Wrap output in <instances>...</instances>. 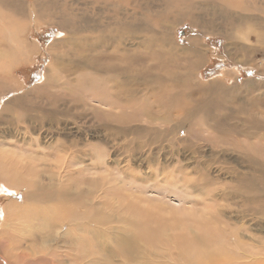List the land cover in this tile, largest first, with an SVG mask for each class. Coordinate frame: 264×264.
<instances>
[{"label": "bare ground", "instance_id": "bare-ground-1", "mask_svg": "<svg viewBox=\"0 0 264 264\" xmlns=\"http://www.w3.org/2000/svg\"><path fill=\"white\" fill-rule=\"evenodd\" d=\"M52 1L34 0L31 3L32 7L30 6L22 11L18 9V5L11 2L8 5H0V83L8 86L9 93L13 92V89L24 88L21 84H18L15 78L16 66L20 65V69L24 67L22 62L27 63V61L34 58L35 55L29 54V50L34 52L39 51L41 48L40 51H43L42 46L31 40L30 37H24V32L29 30V27L26 31L24 28L27 21H30L29 25L39 28L49 24L56 27L62 34L50 47L52 61L45 72L43 82L35 88L33 87L34 89L31 91L35 90L36 94H45L47 97L45 98V100L47 99L45 107L53 100L50 108H44V113L42 111L40 113L39 111L36 112L30 108L29 111L26 109L24 111L22 107L17 105L16 98H13L5 103L0 117L2 118L0 123L3 119H7L6 122L17 126L18 130L20 128L19 131L23 129L28 133L35 132L37 128L35 126L39 124L42 129L46 128L50 132L51 130L55 132L54 139L46 145L45 152L39 151V145L34 139H31L29 145L33 148H30L31 155L28 159L24 157L15 158V155L13 156L11 152H0V185L8 193V195L3 196L5 205L4 208L2 207V214L4 215L5 226L1 230L0 236L15 252V254L13 253L12 256L8 257L7 261H11V264L15 261H22L23 264H33L35 258L45 262L51 258L50 261L56 262V258L61 261V252L72 251L73 255L75 253L78 256L76 257L78 260H74L78 264L83 252L95 250L107 262L118 258L122 261L121 264H130L131 261L143 260L145 258L144 254H146L145 251L163 248L165 251L166 249H170V251L172 249V254L167 250V254L162 255L160 253L158 258H161L162 255V257L173 260L179 259L184 261L185 264H264V257L258 256L264 253V246L258 244L260 247L255 250L239 240L238 236L241 235V230L225 221L226 213L223 210L225 209L223 203L230 201L232 204V202L240 201L243 203V211L246 215L252 213V211L264 215V166L252 151L243 153L241 160L219 153L208 156L207 163L209 165H220L223 172L234 171L233 186L228 189L230 191L227 194L222 193L224 191L218 193L219 189L211 187L213 178L209 169L202 167V164L188 165L184 168L186 170L184 174L182 172L184 177L178 178V181L182 180L184 182V185L190 189V194L197 191L203 198L199 203L197 202V205L203 208L198 213L200 216L193 217L191 215L186 218V221L188 220V223L190 221L191 226H194L195 229L187 227V223L176 221L177 219L167 218V216L165 219L154 216L155 211L151 209L152 205L147 208L141 197L131 196L133 192L126 191L125 181L127 178L132 177L135 181L139 178H142V180L147 179L143 173L132 169L133 165L131 163H135L134 161L137 158L140 159L139 155L142 154L145 148L144 145L156 144L155 140L158 139H149L148 137L151 135L159 138L158 143H161L164 135L167 137L174 136L170 142L175 145V138L184 132L189 138L179 143L183 146L188 143L191 131L199 123L203 125L204 132L217 129L221 139L233 137L238 129L243 134L251 135L253 127L250 128L248 122L250 118L248 108L250 105L245 96L239 98V101L234 99V103L238 106L236 110L238 114L236 115L239 118L238 122L223 121L224 125L217 124L220 127L214 125L215 120L212 114L216 110L222 108L223 114L228 113V110L232 111L231 107L228 106L233 103L231 101L232 94L225 85L221 84L223 83L221 81L202 84L195 78L196 71L205 62L208 54V50L201 43L202 41L200 42L194 37L190 40L191 47L182 53L181 50L171 44L168 37L169 33H163L160 37L155 35V38L149 30L142 29L137 34L141 35L143 39L141 38L139 42H136L130 48H123L122 45L126 42L124 43L123 38L120 36L124 29L121 27L120 22H117L116 25L114 21L108 23V25L100 24L97 20H91L90 16L92 15L88 16L85 9H81L79 13L75 14V17L79 16V18L76 17L75 21L64 17L59 11V18H57L52 9ZM170 7H173V5ZM246 9L244 10L246 11ZM192 10L193 12L196 11V9ZM209 11L214 13L211 9ZM182 12L178 13L182 14ZM242 12L240 18L244 14ZM155 13L158 12L155 11ZM188 17L191 19L189 14ZM238 22L242 24V28L245 29V26L249 25L250 29L244 34L245 36H238L240 33L234 35L229 32L230 34L227 36L229 41L227 54L235 59L237 63H246L245 58L250 52H254L248 44L252 36L256 37L258 41L264 42V20L258 18L253 21L244 17ZM196 23L197 21L193 20V24ZM204 27L207 30L212 28L215 33H219L218 27L208 25V22H204ZM144 34L147 35L144 36ZM150 41L154 42L155 45L149 44ZM140 49H142L144 55H153L155 50L157 56L170 57L186 54L187 64L182 65L180 71L179 69L177 71L172 70L168 74H158L160 76L157 79H152L147 74L145 75V72L143 74L142 71L136 68L135 72H137L135 73L128 66L129 60L133 57H131V54L130 56L126 54L128 52L138 53ZM169 57L161 62L159 68L161 72L166 70L167 62H173ZM180 59L184 60L182 57ZM254 85L257 86L253 81H248L243 89L248 91L253 89ZM258 88L262 91L263 95H261L264 97V89L259 86ZM51 91H58L56 93L62 91L63 96H69L72 99H68L67 102L63 100V104H58L56 94L51 95ZM81 92L89 95L88 99L93 104L90 105L88 102L87 105L93 108L94 116L102 119L104 123L106 122L107 125L105 126L108 128L104 133L114 141H112L113 145H109L110 148L117 147L119 154H124L123 157L128 158V160L125 159L127 160L124 166L125 169L119 170L117 174H110L106 168L105 170L108 172L105 175L96 173L97 176L95 177H87V174L83 176L85 172L82 173L85 168H82L83 170L79 168L80 158L82 157L80 155H86L87 150L85 149L91 146L87 142L81 143L80 146L79 140L75 136L80 135L78 132L81 133L83 128L79 126L78 122L82 114L79 116L75 113L77 112L75 108L78 103L77 94H81ZM29 94L33 95L35 92L33 94L29 92ZM84 105L83 110L85 111L86 104L84 103ZM16 107L21 108L24 115L18 116L15 112ZM140 110L142 111L140 112ZM151 116L153 119H157V116L161 117V120L169 123L170 126L165 123L160 125L157 122L158 125L156 126L160 125L158 131L155 127L144 129L133 124L134 121L138 123L143 117L146 119ZM73 118V125H78L79 129L74 132L72 127L69 135H67V142L62 141L63 139H60V133H62L60 126L62 125L65 128V120L71 122ZM210 118L211 123L208 120ZM99 119L97 122L100 121ZM150 122L152 121L150 120ZM20 123H23L22 129ZM113 137L114 139H112ZM106 140H104L106 146L112 144L111 141L108 140V143ZM92 148H98L97 151L104 156L105 150L99 144L94 145ZM162 149H165V147L160 150ZM154 156H150V162L155 161L153 160ZM139 159L137 161H140ZM104 161L103 158L101 161H92L90 166L94 170L104 169ZM241 163L246 165L244 171L235 168ZM121 168L123 169V167ZM153 168L151 167V169ZM164 169H161L162 173L166 172ZM191 172H194L197 177H194ZM148 178L152 179L151 177ZM174 179L166 175L163 177L164 182L174 181ZM78 181L87 182L88 187L84 188V185H79ZM214 184L216 183L214 182ZM99 192L104 194L113 193L118 195V198L113 201L105 195L100 196ZM128 192L130 193L128 194ZM17 193L24 197L23 201H18L20 203L12 200ZM120 193L127 196H121ZM10 194H13V196H10ZM26 215H29L32 221L36 220L47 231L43 235L37 233L32 235L30 247L27 241L25 242L28 243L26 248L24 247L21 250L24 246V240L18 238L16 234L8 233L6 229L14 226V220L19 216L25 218L26 221ZM116 225L123 228L116 227ZM169 225L174 227L172 229L175 233H170L171 228H169ZM65 226H67L68 231L63 232ZM181 227H183V231L179 230ZM101 228L105 229L101 230ZM79 233L86 234V236L83 237ZM107 236L111 237L114 246L109 244L106 239ZM29 248L33 250L34 255L27 252ZM36 251L39 252L36 253ZM85 255L87 256V253ZM66 257L68 256L66 255ZM83 257L81 258L83 259ZM88 257L90 256L88 255ZM88 259L90 261V258ZM246 259L252 261H242ZM94 260L92 259L90 264L91 262L93 264ZM56 263L59 264L58 261Z\"/></svg>", "mask_w": 264, "mask_h": 264}, {"label": "rangeland", "instance_id": "rangeland-1", "mask_svg": "<svg viewBox=\"0 0 264 264\" xmlns=\"http://www.w3.org/2000/svg\"><path fill=\"white\" fill-rule=\"evenodd\" d=\"M32 1L34 0H0V5L1 4L8 5L11 2L12 4L18 5V9L22 11L26 8H29L30 6L32 7L31 4ZM51 4L53 11L57 15V18H59L58 17V11H59L64 17H68L72 21H75L76 17L79 18V16L75 17V14L79 13L81 9L82 10L85 9L86 13H88V16L92 15L90 16L91 20L93 21L97 20L100 22V24L108 25V23L114 21V24L116 25L117 22H120L121 27L124 28L120 36L123 38L122 39L123 42L124 43L126 42L125 43L126 46L125 44L122 45L123 48L124 47L130 48L132 45H135L136 42H139L141 38L143 39L141 35L137 34V32L142 29L149 30L155 38L156 36L160 37V35L163 33L165 34L169 33V35L168 34L167 35L170 38L171 44L174 47H176L178 50H181L182 53L186 52L187 49L191 47L190 40L194 39V37L197 38L198 41L200 42L202 41L201 43L203 47H205L208 50V54L206 57L207 59H205V62L202 63L199 66L198 70L196 71L195 78L202 84H209L212 83L213 81H221L223 82L221 84L225 85L226 88L229 90V92L232 94L231 101L233 103L228 105L229 107H231L232 111L228 110L227 111L228 113L223 114V109L221 108V110H216L212 114V117H214L215 120L214 125L216 127H220L219 125H224L223 121L225 122L231 121V123L238 122L239 118L236 112L238 106L236 103H234V99L239 101V98L241 99V97L245 96L246 101H249L250 106L248 108V113L250 115V118L248 119L249 120L248 122L250 128L252 127L254 128V129L252 128L251 135L243 134L238 129V131L233 137L231 136L225 139H221V136L218 134L217 129H212L209 132L208 131L204 132L203 125L199 123L191 131L190 140L187 141L188 143H186L183 146L180 145L179 143L184 139L189 138L186 136V134H184V132H182V134L178 135L175 138L174 140L175 145L173 144V142L172 143L170 142L174 136L167 137L166 135H164V139H161V143H158L157 141L159 140V138L153 137V135L149 137L145 136L148 137L149 139L156 138L158 140L157 141L155 140L156 142L155 145H151V144L148 146L147 144L144 145L145 148L143 149L142 154L139 155L140 159L137 158L134 161L135 163H131V164L133 165L132 169H134L139 173L140 172L143 173L144 177H146L147 179L142 180V178H139V180L135 181L132 177H129L125 181L126 182L125 186H126V191L133 192L131 196L141 197L143 200V204H145L147 208H150L152 205L151 209H154V211L156 212L153 213L154 216H158L164 219L166 216L167 218H171L174 220L177 219L176 221L180 223H187V227H190L191 229H195L194 226H191L190 221L189 223L188 220L186 221V218L187 216L189 217L191 215H193V217L200 216V214L198 213L199 211L203 210V208L202 206L197 205V202L199 203L203 198L200 195V193L197 191L190 194L189 193L190 189L186 185H184V182L182 180L178 181V178L184 177L182 175V172L183 174L186 172L184 168H186L188 165L192 166L198 163L202 164V167H206L207 170L209 169L210 174L213 178V182L211 186L212 188H215L217 190L219 189L217 191L218 193L224 191L222 193L227 194L230 191L228 189L231 188V186H233L232 181L235 179L234 171L228 170V171H224L225 172L224 173L223 171H221L220 165L217 164L209 165L207 161L209 160L208 156L210 154L219 153L221 155H228L230 157L233 156L234 158L241 160L243 153H245L246 151H252L254 155L257 156L259 162L262 163L264 166V97L262 96L263 95L262 91L258 88L259 86L262 89H264L263 88L264 87V42H260L256 37L252 36L248 44L254 50V52H250V54L245 58L246 63H237L235 59L231 58L227 54V47L229 45L227 36L228 34H230L229 32H232L234 35L240 33L239 35L238 34L237 35L245 36L244 34L248 32L250 29L249 25L245 26V29L242 28V24L238 22L239 20L243 19L244 17L250 18L253 21L258 18L264 20V0H243V1L242 0H53ZM171 5H173V7H170ZM209 7L211 11L212 10L214 11V13L209 11L210 10L208 9ZM245 8H247L246 11L244 10ZM192 9L194 10L196 9V11L193 12ZM241 9L245 14V15L244 14L241 15L243 18L242 17L240 18V14L242 12ZM155 11L158 13H155ZM180 11H183L182 14L178 13ZM188 14L191 17V19H189ZM193 20L197 21V23L193 24ZM204 22L205 23L208 22V25L211 26L215 25L216 28L218 27L219 33H215L212 28H209V30H207L204 27ZM29 24L30 21H27V24L25 25L24 28L26 31V29H28L29 27V30L24 32L25 35L24 37H30L31 40L35 41L40 46H42L43 51H40L41 48L39 51L37 50L34 52H30L29 50V54L35 55L34 58L27 61V63L22 62L24 67L20 69H19L20 65L16 66L17 72L15 73V78L18 81V84L19 85L21 84V86H23L27 91L24 88H22L18 90L13 89L14 91L9 93L10 90L7 89L8 86L6 84L0 83V117H1V113H3L2 110L5 103H7L9 100H12L13 98H16L17 105L22 107L24 111L25 109L29 111L30 108L36 112L39 111V113L41 111L43 112L44 108L49 109L50 105L53 103L52 100V102L46 105L45 107V104H47V99L45 100V98L47 97L45 96V94L42 93L41 95V93L38 92H37L38 94H36L35 90L33 92L31 91L37 85L41 84V82H43L45 72L52 61V53L50 52V47L52 43L56 39H58L62 34L61 32L58 31L56 27L51 26L49 24H46L47 26L43 25L42 28L34 27ZM238 26L241 27L239 28ZM112 27L114 28L115 26L113 25ZM37 32H39V34H37ZM145 35L147 34H144V36ZM149 44H151L152 46L155 45V43L152 41H150ZM140 51L138 53L128 52L126 54L129 56L131 54V57H133L129 60L130 63L128 66H130L134 72L136 68L142 71L143 74L145 72V75L147 74V76L151 77L152 79H157L160 76V75L158 76V74L161 75L168 74L169 71L172 70L177 71L178 69L180 71L182 69V65L185 66L187 64L186 54H181V56L173 55L170 57L169 56L165 57L163 55L157 56L155 54L156 50L154 51L153 55H147V54L144 55L142 49H140ZM168 57L173 62H167L168 65L166 70L161 72L159 70L161 66V62H164V60ZM180 57L184 58V60L182 61ZM157 64L159 67L157 66ZM248 81L249 82L253 81L254 83L257 84V86L255 87L254 85L253 89L244 91L243 89L244 85ZM29 92L31 94L35 92L37 96L35 94L30 95ZM56 92L58 91H51V95L56 94L55 96H56V100L58 101V104H63L64 101L67 102L68 99L69 100L72 99V98L70 99L69 96L66 97L63 96L61 94L62 91H59L60 94ZM22 94H23V98H22ZM88 98L89 95H87V93L84 94V92H81V94H77L78 103H77V107L75 108V110L77 109L76 110L77 112L75 113H77L79 116L82 114L81 115L82 117L78 119V122H79V126L83 128L81 130V133L78 132L80 135H75V136L78 138L80 146L81 143H86V142L89 143L92 147L94 145L99 144V146L105 150V153L104 156H102L101 153L97 151L98 148L94 149L91 146L90 148H86L85 149L87 150L86 155L84 154L80 155L82 157L80 158L81 160H80L79 168L80 169L85 168L82 173L85 172L83 176L87 174V177H95L97 176V174L105 175L106 172L108 171L110 172V174L111 173L117 174L119 170L121 171L125 169L124 166L126 165L128 158L123 157L124 154L120 155L117 147L114 148L115 150L110 148L109 145H113L114 141L111 140V137L109 135L106 136V133H104L105 130L108 128L105 126L107 124L106 122L104 123L102 119H99L97 118V116H94L93 108L87 105L88 102L90 105L93 104L90 103L91 101ZM84 103L86 104L85 111L83 110L85 106ZM141 111L142 110H140V112ZM15 112L17 113L18 116L24 115V112L21 110V108L16 107ZM98 119L100 120L98 121L99 123L97 122ZM146 119L143 117L138 123L136 122L137 124L135 123V121L133 124L139 125L144 129H146L147 127L148 128L155 127L157 128V130L158 128H160L159 126L164 123L167 126H170L169 123L163 122V120H161V117L159 116H157V119L156 118L153 119L152 116ZM148 119H150L152 122H150V120ZM208 120L209 123H211V118ZM6 121L7 119H3V121L0 123L1 153L11 152L13 153V156L15 155V158L18 157V159H20V157L21 158L24 157L28 159V157L31 155L30 148H33L30 147L29 145L31 139H34L37 142V145H39V151H44V152L46 151L45 148L46 145L51 143V141H53L54 139L55 132H53V130H51L50 132L46 130V128L42 129L39 124L35 126L37 127L35 129L36 131L34 130L35 132L31 131L28 133V131L22 129L23 123L22 124L20 123L22 130L19 131L20 128L18 130L17 126L11 125ZM72 122H74V118L71 122H67L65 120V126H66L65 128H63L62 125L60 126V128L62 129L61 130L62 133H60L61 134L60 139H63L62 141L67 142L66 138L67 135H69L70 129L72 127L74 128V132L78 131L79 126L73 125ZM157 122L160 123L159 126H156L158 125ZM218 123L219 125H217ZM112 139H114V137ZM104 140H106L107 142L109 140V142L111 141L112 144H108L106 146ZM163 147H165V149L160 150ZM150 156H154L153 157V160H155L154 162L153 161L150 162L149 160ZM101 157L103 158V161L105 160L104 169L94 170V168L90 166V164L92 163V161L95 162L101 161L102 160ZM138 159L140 161H137ZM121 167H123V169ZM151 167L152 168L154 167L153 168L154 171L153 169H151ZM106 168L108 169V171L105 170ZM162 168L163 169L166 168L164 169L166 170L165 173L161 172ZM235 168H237L239 171L242 170L244 171L246 169V165L241 163V165L235 166ZM204 170L206 171V169ZM191 173L194 177H197V175L194 174V172ZM165 175L171 177V179L172 177L175 178L174 181L172 180L170 182L169 181L164 182L163 177ZM148 177H151L152 179H149ZM134 181L135 183H133ZM214 182L216 184H214ZM78 184L84 185V188H86V186L88 187L87 182L78 181ZM0 187H1L0 188V233H1V230L5 226L4 215L2 214L3 213L2 207L4 208L5 205V201H3L4 200L3 196L8 195V193L6 192V190L4 191L3 186L0 185ZM133 187L134 189H132ZM129 193L130 192H128V194ZM99 194L100 196L105 195L108 199L113 201H115L118 198V195L113 193L104 194L102 192H99ZM15 195L14 198L12 199L13 201L15 202H18L19 200L23 201L24 198L23 195H20L19 193ZM120 195L127 196L122 193H120ZM10 196H13V194H10ZM223 205H224L223 208H225L223 209L225 211L224 213H226L225 221L231 223L234 227L239 228L241 230V235L238 236L239 240L244 242L246 245L251 246L255 250H257L260 247V245L264 246V218H263L264 215L254 213L253 211L252 213L246 215V213L243 211L244 210L243 203L240 201L232 202V204L229 201L228 203L227 202L223 203ZM160 207L162 208V210ZM193 209L195 212L193 211ZM161 212H163V214H161ZM26 216L28 217V218L26 217L27 222L24 220L25 218L19 216L14 220L13 223L14 226L6 229L8 233L16 234L18 238L24 240L23 242L24 246L21 250H23L24 247L26 248V244L28 243L30 247V240L32 238V235H35L36 233L38 235H43L47 231L45 230L44 227L42 228V226H40V224H38L36 220L32 221V219L29 218L30 217L29 215ZM35 223L37 224L35 225ZM65 227L66 228H64L63 232L68 231L67 226ZM116 227L123 228L119 225L118 226L116 225ZM172 227L173 226L169 225V228H171L170 233L174 232V229H172ZM104 229L105 228H101V230ZM182 229L183 227H181L179 230ZM79 235H82L83 237L86 236V234L83 233H79ZM65 236L67 235L65 234ZM107 237L108 238L106 239L108 240L109 244L111 246H114L111 237L109 236ZM3 240L4 239L0 236V264H4V263L9 264L11 261L10 262L7 261L8 257L12 256L13 253L15 254V252H13L10 245L5 243ZM27 241L28 243H25ZM167 250L168 249H166V251ZM94 251L95 250L83 252L80 256L81 260L78 261V264H90V261L96 258L97 259L93 261L94 262L93 264H99V261L100 264L122 263V261L118 258H115L114 260H109L107 262L102 257V255L100 256V254ZM166 251L163 250V248H157L151 251H145L146 254H144L145 258L143 260H140L138 262L131 261L130 264H185L184 261H180L179 259L173 260L170 258L162 257V255L167 254ZM27 252H29L30 255H34L33 250L30 248L29 251ZM38 252L39 251H36V253ZM69 252L68 251L61 253L59 252L61 261H59V259L56 258V262L58 261L59 264H74L75 263L74 260H78V258L76 259V257L78 256L75 253L74 255L76 256H74L72 251L70 253ZM167 252L171 253L172 249L171 251L169 249ZM86 253L87 256L86 255L84 256V254ZM160 253L162 254L161 258H158L160 256L159 255ZM65 254L68 257H66ZM88 255L90 257H88ZM40 256L42 257V255ZM83 256L85 257V260ZM258 256L263 258L264 253ZM81 257H83V259ZM88 258H90V261ZM50 259L51 258H49V261L47 260L45 262V261H39L37 258H35L32 263L58 264L55 261H50ZM242 261L250 262L252 260L246 259ZM14 263L23 264L22 261H15L12 264Z\"/></svg>", "mask_w": 264, "mask_h": 264}]
</instances>
